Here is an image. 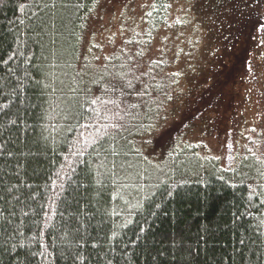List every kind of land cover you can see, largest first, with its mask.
Segmentation results:
<instances>
[{
    "label": "trees",
    "instance_id": "16d2710c",
    "mask_svg": "<svg viewBox=\"0 0 264 264\" xmlns=\"http://www.w3.org/2000/svg\"><path fill=\"white\" fill-rule=\"evenodd\" d=\"M178 2L0 0V264H264V0L206 5L199 72L170 50ZM196 120L204 154L180 144Z\"/></svg>",
    "mask_w": 264,
    "mask_h": 264
},
{
    "label": "rangeland",
    "instance_id": "374dc122",
    "mask_svg": "<svg viewBox=\"0 0 264 264\" xmlns=\"http://www.w3.org/2000/svg\"><path fill=\"white\" fill-rule=\"evenodd\" d=\"M202 1H204L203 8L196 7V5L194 4L195 2L197 3L198 0H180V2H178L180 4L177 3L176 7L178 9L182 7V9L187 11L189 15L188 19H190V22L186 24V26L184 27V30H182L181 32L176 31L175 37L174 36L172 37L174 40L173 39L170 40V47H171L170 50H172L173 54L176 55L177 52L180 53L182 51L184 54L187 55V58L184 60L185 62L183 61V63L184 65L189 67L191 72H195V71L199 72V69H198L199 68V62H198L199 58L196 59V57L202 55L201 53H204V47L208 45V39H207L208 29H209L208 24L210 22V24L212 25V22L209 21V15L206 14L207 13L206 8H208L206 5H208V3H213L214 6L222 8V10H224L225 9L223 8L224 3L227 4V7L229 9L231 3L235 2L236 3L235 10H244L245 5L247 3H250L251 6H254L256 0H202ZM246 6H249V4H247ZM233 11L234 10L232 9V11H230L229 13L233 14ZM106 13L107 12H104L101 15L103 20L99 21L97 25H95L94 23L95 26L93 27V30L96 33L94 40L101 43L100 46L105 48L104 49L105 53H107L108 51H111L112 49L111 46H108L109 37L111 33L113 34V32H115L113 23L110 21L111 15L106 14ZM203 14H204V24L202 23V25H200V23L198 22V18H201ZM117 16H119V14H117ZM223 26L224 25L222 24V27H221L222 29H223ZM211 46L212 44H209L208 48H211ZM194 53H199V54L198 55L196 54L193 57H189L190 54H194ZM204 60H205V57H204ZM204 60H201V63H204ZM181 64L182 63L178 64V61L175 60L174 67H176L177 69L181 66ZM181 82L184 86L183 89L185 90L187 80L184 79L185 84L183 83V80H181ZM255 103L256 102L251 101V103L247 105V107L245 106V108L243 109V115L245 119V121H242V128H244L243 132L247 128L255 125L257 121L260 111L258 112V109L256 108L257 105H255ZM186 104H187V100H186V97L184 96V97H181L180 101L177 102L176 107H174V104H173L171 106H168L165 109L164 118H166V122L168 123H165V124L161 123L157 125V128L154 131L155 132L154 135L158 136L159 134H161L160 146L163 145L165 141L170 139L174 133L169 128V123H170L169 119H171L173 112L175 111L176 114H181L184 109V105ZM196 115H197L196 112H192L191 116L188 117L189 119L187 120H190V119L193 120L194 118H196ZM177 117H180V116H177ZM188 126L189 125H186V126L183 125V127H180V132L185 130L182 136L179 135V137H181L182 139L180 144L184 148H186V146L192 147L193 144H196L198 146L197 151L200 154H204V143H207L206 142L207 138L204 139V131H205L204 122L199 123V121L196 120L195 126H193L192 129H190ZM146 152H147V155L151 157L150 158L151 162L153 163L157 162L158 164L159 162H161V167L163 166V164L167 163L168 158H165L167 157V153H166L167 151L163 150V148H156L155 150L147 149ZM159 172H160V169L156 173H159ZM154 173L155 172L151 170L152 176L154 175Z\"/></svg>",
    "mask_w": 264,
    "mask_h": 264
}]
</instances>
